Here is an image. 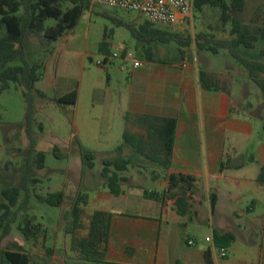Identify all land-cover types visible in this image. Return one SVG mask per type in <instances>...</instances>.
Masks as SVG:
<instances>
[{"label": "crops", "instance_id": "crops-1", "mask_svg": "<svg viewBox=\"0 0 264 264\" xmlns=\"http://www.w3.org/2000/svg\"><path fill=\"white\" fill-rule=\"evenodd\" d=\"M260 8H264V0H247L245 9L236 18L250 25ZM245 11L251 19L245 20L242 16ZM231 25V22L228 23L225 29L229 30ZM199 32L210 36V32L203 27H199ZM232 38L216 35L214 40ZM255 46L263 47L264 41H257ZM205 51L214 58L224 57L228 62L232 58L239 64L227 49L219 48L218 53ZM101 52L104 58L111 54L107 49L101 48ZM242 53L249 59L258 58L256 50L242 49ZM78 55L79 65L84 71L85 59L90 54L85 50ZM183 55L184 52L175 59L168 55L159 56L155 51L153 59H148L146 55L145 60L139 58L143 62L141 67L130 66V69H126L128 84L125 90H121V108L116 117L121 120L130 115L128 127L133 143L130 144V175L126 172L130 183L123 186L122 194H111L101 176L102 168L98 174L90 173L93 169L85 170L81 157L78 174L75 175L70 167L67 169L64 201L49 222L46 223L43 216L40 219L31 214L36 199L32 194L20 215L21 224L25 215H29L27 219L33 218L34 223L43 225L47 231L45 238L42 235L37 240L26 241L21 233L20 239L4 250H21L30 257V264H207L208 252L211 253L212 264H264V184L258 182L261 168L264 167L263 118L247 114L244 102L235 100L232 93L229 94L228 89L219 84L220 80L232 79L231 76L235 75L250 77L240 64L231 71L208 68L205 71L219 89H204L199 79L202 69L197 66L196 59ZM206 61H210V58ZM52 71L49 63L46 74L36 84L45 96L36 97V105L41 110L45 104L53 103L56 96L72 91L62 94L53 92ZM121 71L125 69L121 67ZM109 83L97 89L98 101L85 127V135L91 140L102 138L109 143L111 137L116 136L114 148L105 152H112L123 143L126 128V121L117 126L110 124L115 117L112 110L115 91ZM10 91H20L24 97L23 88L15 84L2 92L0 97ZM142 115L177 120L170 169L154 161L163 158V154L154 147L156 139L149 137L148 124L140 119ZM253 118L260 124L255 125ZM37 121L35 115V132ZM23 123L24 120H9L0 123V127L9 129L6 134L15 137L25 130ZM102 128L107 130L102 132ZM119 137H122V143ZM50 148L55 154L57 148ZM36 150L49 153V145L39 137L38 132ZM240 164H243L241 168L235 166ZM171 172L197 178L195 186L188 192L190 208L186 214H181L174 200L165 194L169 187L167 176ZM86 187L90 192L84 193ZM129 189L130 207L137 209L131 212L125 210ZM145 189H149L147 197L142 195L146 193ZM78 195L86 196V202L81 204L82 228L72 232L70 213ZM213 197L216 201L214 210ZM22 200L23 194L17 206ZM98 210L111 213L103 263L85 261L73 248L74 239L88 237L91 216ZM216 232L235 235L236 239L227 249L226 257H222L220 249L215 246ZM190 241L193 244H189Z\"/></svg>", "mask_w": 264, "mask_h": 264}, {"label": "trees", "instance_id": "trees-1", "mask_svg": "<svg viewBox=\"0 0 264 264\" xmlns=\"http://www.w3.org/2000/svg\"><path fill=\"white\" fill-rule=\"evenodd\" d=\"M246 2L247 0H231L230 3L227 0H195L197 12H202L205 6L219 8L222 32H227L225 28L231 22L230 35L233 36L230 40H214L208 35L202 34L197 40V46L200 50H209L213 53H218L219 48L227 49L246 69L250 79L260 87L264 94V46L255 48L257 41H264V8L258 9L250 25H245L239 18H232L231 16L232 12H242L246 7ZM68 4L71 7L64 9V6ZM90 5L91 0H0V25L6 30V34L0 37V94L8 90L12 84L23 88L26 99L23 127L30 141L29 159H35L38 169L44 168L46 155L36 150V132L34 129L35 115L38 110L36 97L45 98V96L37 89L36 84L43 76L41 70L45 65L44 59L35 57L34 52L31 51L28 37L30 35H42L49 43L58 41L77 26ZM48 21L55 22V26L47 27ZM118 24L125 25L132 32L138 44L144 48L148 59H153L155 56L154 45L178 42L184 47H188L192 42L191 37H179L161 30L147 21L139 27L122 20L118 21ZM39 49L38 52H41L42 48ZM242 49L244 51L256 50L258 58L249 59L245 57ZM199 79L202 88L219 89L206 71H199ZM77 100L78 91L72 90L67 94L56 96L52 102L60 105H76ZM140 119L148 124L149 137L156 139L154 147L159 148L163 154V158L154 161L164 168L170 169L177 120L146 115L140 116ZM125 121L123 143L114 151L106 153V156L102 158L101 176L106 187L114 196H120L123 192V186L130 181V178L125 175L130 169V144L133 143L128 127L130 115L125 117ZM40 129H42L41 126ZM79 149L84 169H93L97 154L82 146ZM56 156L60 157V155ZM235 166L241 168L243 164ZM6 170H9L8 165L0 167V227H3L0 243L11 234L13 225L21 219L20 215L31 199L32 193L29 183L36 181V179L31 178V162L18 184L7 182ZM167 179L169 187L165 194L168 195L169 199L174 200L181 214H186L190 208L188 192L195 186L197 178L184 173L171 172ZM258 182L264 184V167L261 168ZM22 194L23 200L17 206ZM35 198L42 203L59 207L64 201V193L55 192L45 196L35 195ZM82 202H86V196L78 195L71 209L72 232L82 228ZM215 206L216 201L213 197L212 210L215 209ZM110 219L111 213L102 210L95 211L91 216L88 237L74 239L73 248L80 253L83 260L97 263L105 261ZM18 227L26 241L37 240L41 234L45 238L43 225L34 223L31 219H23V223H19ZM214 239L217 248L227 250L236 238L232 233L220 234L216 232ZM206 261L207 264H212L210 252L206 254ZM30 262V257L21 250L0 249V264H30Z\"/></svg>", "mask_w": 264, "mask_h": 264}, {"label": "rangeland", "instance_id": "rangeland-1", "mask_svg": "<svg viewBox=\"0 0 264 264\" xmlns=\"http://www.w3.org/2000/svg\"><path fill=\"white\" fill-rule=\"evenodd\" d=\"M227 2L230 3L231 0H227ZM69 7L71 5H65L64 9ZM238 14L240 13L232 12L231 16L235 18ZM243 14L242 16H244L245 20L251 19V17L246 15L248 14L246 11ZM220 15L221 11L219 8L205 6L202 12H197L194 9L193 18L185 21L183 25L171 27L157 26V28L179 37H191L192 42L188 47H184L178 42L154 45V52L156 51L159 56L168 55L170 58L177 59L181 51H183L184 57H194L197 66L204 71L208 68L234 70L239 64H236V61L232 58H229V62L224 57L214 58L212 54H209L205 50L199 52L200 49L197 46V40L203 34L199 32V27L208 30L211 39H214L216 35L231 37L230 31L232 30V25L227 32H222ZM120 20L137 27L146 22L142 16L135 12H126L118 8L91 3L90 7L85 10L77 26L58 41L49 43L42 35H30L28 37L31 51L34 52L35 57L45 60V68L41 70L43 76L46 74L45 69L47 65L51 63V67L53 68V92L62 94V92L69 90L78 91L76 105H60L53 102L49 105L45 104L43 110L40 108L37 110L36 117L38 124H36V128L38 130L36 129V132L49 145V153H45V168L43 170L37 168L35 159H29V138L25 134V130L22 134L19 133L15 137H10L6 134L9 129L3 126L0 127V167H4L5 165L9 167V170L5 171L6 180L15 184L20 183V178L26 173L28 165L31 162V178L36 179V181L30 182L29 187L34 198L35 195L45 196L53 192H64L68 179L66 174L67 169L70 167L75 171L76 175L81 168L80 146L97 154L95 167L93 168V172H90L95 174L102 168V158L106 156V153H110L104 150H111L110 148L113 149L116 145L115 135L111 137L109 143L103 141L102 138L100 140L89 139L85 135V127L98 101L97 89H102L109 82L108 85L115 91L112 101V110L115 117L111 119L110 124L115 126L120 122L125 124V118L120 120V118L116 117V113L121 108V102L119 101L121 90H125L129 78L127 70L125 69L122 72L121 67L130 69L131 65L129 63L124 64L119 58H112L110 64L107 66L100 67L97 65L98 61H103L104 59L101 48L109 50L111 52L110 56L115 52L127 49L136 52L138 59H146L142 47L138 44L132 32L125 25L118 24ZM46 26H55V22L48 21ZM5 34V28L0 25V37ZM39 48H42L41 52H38ZM85 50L90 56L86 57L85 70L82 71L78 62V54ZM195 51H198V53L194 54ZM207 58H210V61L207 62ZM231 78L220 80L219 84L226 87L228 93H232L235 100L244 102L247 114H253L250 116L258 115L263 118L262 131L264 133V94L262 90L251 79L237 75L231 76ZM123 104H125V101H123ZM25 108V98L20 91L6 92L3 97H0V123H5L9 120L22 122L25 117ZM252 120L255 125L260 124L257 119L253 118ZM40 126L42 129H40ZM106 130L107 128L101 129L102 132ZM119 140L122 143V137H119ZM51 146L57 148L55 154L53 148H50ZM59 153L61 155L57 157L56 155ZM128 172L130 175V169ZM125 175L127 174L125 173ZM129 183L130 181L127 185ZM86 188L84 189V193L90 192V189ZM145 190L147 193L149 189ZM133 193L140 194L137 191ZM146 193H142V195L147 197ZM127 197L126 201L128 203L125 206V210L129 212L137 210L130 207V189L127 191ZM58 211L59 208L50 207L48 204L40 203L35 199L34 210L31 214L40 219H42L40 216H43L47 223L49 222V218H53L52 214ZM28 217L29 215H25L24 219ZM18 226L19 221L13 225L11 234L1 241L0 249L8 248L16 240L20 239L21 232ZM2 231L3 227H0V235ZM45 234H47V231H45ZM40 236L42 237V234Z\"/></svg>", "mask_w": 264, "mask_h": 264}, {"label": "built area", "instance_id": "built-area-1", "mask_svg": "<svg viewBox=\"0 0 264 264\" xmlns=\"http://www.w3.org/2000/svg\"><path fill=\"white\" fill-rule=\"evenodd\" d=\"M91 3L118 8L126 12H135L155 27L184 24L185 21L193 18L195 9V0H91ZM112 58H119L124 64L129 63L133 68L143 65L142 60L137 58L136 52L127 49L105 57L103 61H98L97 65L103 67ZM123 69H127V67H123ZM189 244H193V242L190 241ZM220 254L222 257H226L227 250L221 249Z\"/></svg>", "mask_w": 264, "mask_h": 264}]
</instances>
